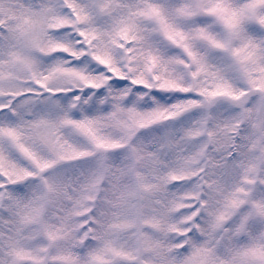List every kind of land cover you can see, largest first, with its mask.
<instances>
[{
    "label": "snow or ice",
    "instance_id": "obj_1",
    "mask_svg": "<svg viewBox=\"0 0 264 264\" xmlns=\"http://www.w3.org/2000/svg\"><path fill=\"white\" fill-rule=\"evenodd\" d=\"M0 264H264V0H0Z\"/></svg>",
    "mask_w": 264,
    "mask_h": 264
}]
</instances>
